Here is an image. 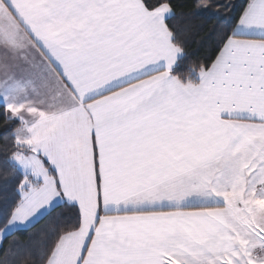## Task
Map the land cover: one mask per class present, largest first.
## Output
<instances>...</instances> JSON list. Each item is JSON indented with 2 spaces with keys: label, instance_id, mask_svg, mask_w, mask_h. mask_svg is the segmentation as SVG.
<instances>
[{
  "label": "snow or ice",
  "instance_id": "snow-or-ice-1",
  "mask_svg": "<svg viewBox=\"0 0 264 264\" xmlns=\"http://www.w3.org/2000/svg\"><path fill=\"white\" fill-rule=\"evenodd\" d=\"M177 17L0 0V264H264V0ZM193 17L216 27L179 71Z\"/></svg>",
  "mask_w": 264,
  "mask_h": 264
},
{
  "label": "trees",
  "instance_id": "trees-1",
  "mask_svg": "<svg viewBox=\"0 0 264 264\" xmlns=\"http://www.w3.org/2000/svg\"><path fill=\"white\" fill-rule=\"evenodd\" d=\"M233 3L239 8V5L243 2V0H213L214 4H227ZM173 3L177 6V13H178V23L181 27L189 22L188 17V10L193 3V0H173ZM183 11L185 13L184 16H180V12ZM213 12L219 11L220 15L223 17H227L229 15L227 9H216L213 7L211 10ZM216 27L213 20L204 21L202 18L193 17L191 18L190 22V29L186 36V52L187 56L184 61L181 63L179 67V71H185L186 67L189 63L195 62L202 58L205 55V51L207 48L208 43L213 38L212 37V30ZM3 117L0 114V134L3 133ZM2 158V157H0ZM4 179H3V170L0 169V189L4 187ZM57 213H63L65 216L71 215V210L66 208H57L55 212L51 214V216H56ZM50 217H45L44 219L40 220L33 229L30 231L32 233L37 234V238H39L40 231L45 228V226L49 225ZM23 235H28V233H24ZM16 237H9L8 240H5V246L8 245L9 240L15 239Z\"/></svg>",
  "mask_w": 264,
  "mask_h": 264
}]
</instances>
